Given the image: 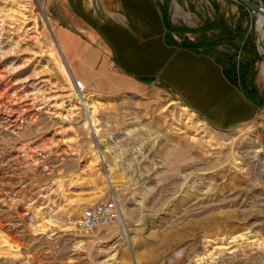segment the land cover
<instances>
[{
  "label": "rangeland",
  "instance_id": "obj_1",
  "mask_svg": "<svg viewBox=\"0 0 264 264\" xmlns=\"http://www.w3.org/2000/svg\"><path fill=\"white\" fill-rule=\"evenodd\" d=\"M158 3L181 44L247 66L235 85L258 117L212 127L162 86L109 70L80 84L50 0H0V93L20 106L15 128L0 117V264H264V27L236 0ZM112 193L120 221L79 232Z\"/></svg>",
  "mask_w": 264,
  "mask_h": 264
},
{
  "label": "crops",
  "instance_id": "obj_2",
  "mask_svg": "<svg viewBox=\"0 0 264 264\" xmlns=\"http://www.w3.org/2000/svg\"><path fill=\"white\" fill-rule=\"evenodd\" d=\"M49 7L54 36L76 82L109 70L126 83H155L219 129L258 117L212 56L170 34L158 0H50Z\"/></svg>",
  "mask_w": 264,
  "mask_h": 264
},
{
  "label": "built area",
  "instance_id": "obj_3",
  "mask_svg": "<svg viewBox=\"0 0 264 264\" xmlns=\"http://www.w3.org/2000/svg\"><path fill=\"white\" fill-rule=\"evenodd\" d=\"M120 214L117 197L112 193L106 199L96 201L82 211L77 229L83 234H92L99 229L116 225L120 221Z\"/></svg>",
  "mask_w": 264,
  "mask_h": 264
},
{
  "label": "bare ground",
  "instance_id": "obj_4",
  "mask_svg": "<svg viewBox=\"0 0 264 264\" xmlns=\"http://www.w3.org/2000/svg\"><path fill=\"white\" fill-rule=\"evenodd\" d=\"M23 9H25V6L23 7ZM256 14H257V16H256V18H257V20H256V28L257 29H261V27H264V16L262 14H258V13H256ZM30 21H32V20H30V18L28 16H26V17H24V20L21 23L26 26V25L30 24ZM34 30H35V24H34V21H33V23L30 24L29 27H27V29L24 30V34L27 37V39H29V40L31 39V37H32L31 34H33ZM2 79H3L2 78V72L0 71V87L1 88L3 87V80ZM2 95H5V92L0 93V117L2 115H4V114L6 115L7 113H11L12 115L10 116L8 114L6 116V118H8L7 119L8 120L7 121L8 122V128L13 129L18 124V122H17V117L18 116L16 117L15 113L20 114L18 112V109L20 108V106H16V105H14V103L12 104V102L2 99ZM26 105L27 104L24 102V104L21 106V108H27ZM16 109H17V111H16ZM11 117H13V118H11ZM255 152H258V151H255ZM224 248L230 249L231 247L226 246ZM217 249H222V246H218Z\"/></svg>",
  "mask_w": 264,
  "mask_h": 264
},
{
  "label": "trees",
  "instance_id": "obj_5",
  "mask_svg": "<svg viewBox=\"0 0 264 264\" xmlns=\"http://www.w3.org/2000/svg\"><path fill=\"white\" fill-rule=\"evenodd\" d=\"M241 6L244 7L242 4ZM228 34H230V37L232 39L234 38L231 32H229ZM241 50L247 54H252L254 56L256 54L255 49L253 48L252 43L249 42L248 38H245L243 40L242 45H241ZM246 71H247V66L239 65L238 67H236L235 65H233L229 70L225 69L224 73L232 83L237 84V80H239L241 84L243 85L245 84V72Z\"/></svg>",
  "mask_w": 264,
  "mask_h": 264
},
{
  "label": "water",
  "instance_id": "obj_6",
  "mask_svg": "<svg viewBox=\"0 0 264 264\" xmlns=\"http://www.w3.org/2000/svg\"><path fill=\"white\" fill-rule=\"evenodd\" d=\"M236 1L244 5L249 11L262 14L264 16V4L256 3L251 0H236ZM261 63L264 72V46L261 50Z\"/></svg>",
  "mask_w": 264,
  "mask_h": 264
}]
</instances>
